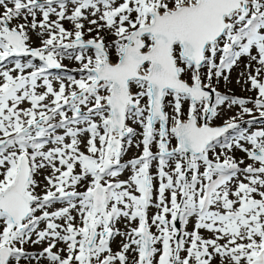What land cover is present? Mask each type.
<instances>
[{"label":"snow or ice","instance_id":"obj_1","mask_svg":"<svg viewBox=\"0 0 264 264\" xmlns=\"http://www.w3.org/2000/svg\"><path fill=\"white\" fill-rule=\"evenodd\" d=\"M0 264H264V0H0Z\"/></svg>","mask_w":264,"mask_h":264},{"label":"rangeland","instance_id":"obj_2","mask_svg":"<svg viewBox=\"0 0 264 264\" xmlns=\"http://www.w3.org/2000/svg\"><path fill=\"white\" fill-rule=\"evenodd\" d=\"M65 26H66V27H70V25L67 24V23L65 24ZM66 63H67V62H66ZM69 66H73V65L69 64ZM236 75H237V73L234 71V72H233V82H232V84L229 85L228 87H229L230 89H232V91L234 92V94H235L236 96H239V97H246V96L251 95V93L241 90L240 85L236 84V82H235ZM238 155H241V154L238 153Z\"/></svg>","mask_w":264,"mask_h":264},{"label":"bare ground","instance_id":"obj_3","mask_svg":"<svg viewBox=\"0 0 264 264\" xmlns=\"http://www.w3.org/2000/svg\"><path fill=\"white\" fill-rule=\"evenodd\" d=\"M69 67H72V66H69ZM246 119H247V117H246Z\"/></svg>","mask_w":264,"mask_h":264}]
</instances>
